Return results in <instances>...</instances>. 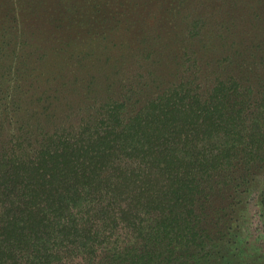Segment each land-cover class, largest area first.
<instances>
[{
	"label": "trees",
	"instance_id": "1",
	"mask_svg": "<svg viewBox=\"0 0 264 264\" xmlns=\"http://www.w3.org/2000/svg\"><path fill=\"white\" fill-rule=\"evenodd\" d=\"M254 27L246 78L205 96L190 82L158 85L141 106L129 100L134 111L112 102L78 130L2 147L0 264L205 258L207 210L264 165V26Z\"/></svg>",
	"mask_w": 264,
	"mask_h": 264
},
{
	"label": "rangeland",
	"instance_id": "2",
	"mask_svg": "<svg viewBox=\"0 0 264 264\" xmlns=\"http://www.w3.org/2000/svg\"><path fill=\"white\" fill-rule=\"evenodd\" d=\"M256 24L264 0H0V149L78 130L112 102L134 111L158 85L205 96L246 78ZM240 183L207 210L213 246L189 264H264V165Z\"/></svg>",
	"mask_w": 264,
	"mask_h": 264
}]
</instances>
